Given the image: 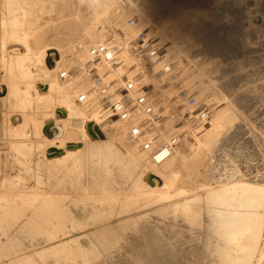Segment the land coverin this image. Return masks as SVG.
Here are the masks:
<instances>
[{"label": "rangeland", "instance_id": "rangeland-1", "mask_svg": "<svg viewBox=\"0 0 264 264\" xmlns=\"http://www.w3.org/2000/svg\"><path fill=\"white\" fill-rule=\"evenodd\" d=\"M147 1L155 5L154 13L148 16L151 25L130 9L127 0H115L113 5L122 13L123 22H114L112 27L106 22L98 24L103 35L93 44L101 39L122 46L126 67L135 65L133 54L125 48L126 40L122 38L128 29L127 22L134 20L137 25L141 23L140 27L146 25L142 29L164 57L178 50L188 59L178 64L177 57L168 56L166 62L173 63L177 79L164 84L151 77L145 85L157 100V111L164 116H176L173 120L167 118L164 124L167 130L180 133L178 148L182 147L176 151L184 149V143L191 146L192 152L184 158L183 167L171 166L169 172L178 173L177 179L181 175L190 180L187 174L194 165L199 178L195 182L200 180L203 185L214 179L222 183L247 180L264 185V0ZM50 3L51 0H0V55L12 49V45H2L10 29L9 20L24 18L23 29L31 35L61 29L59 26L66 18H53L47 13ZM21 11L28 12L26 17L20 16ZM93 44H88L86 49L98 45ZM84 56L79 64L71 67L74 71L80 68ZM69 73L67 71V83L83 80L80 75L74 78ZM7 80L5 70L0 68V83ZM60 80L65 81L61 77ZM202 87L212 94L208 98L205 95L206 100L198 96L197 91ZM190 97L197 101L195 106L189 104ZM74 98L80 105L77 97ZM220 99L226 104L222 107L230 109L236 119L225 125L229 128L217 133L216 140H210L201 134L212 118L215 102ZM203 109L209 113L208 120L200 123L189 117ZM50 110L39 117L34 104L19 110L0 102V264H16L26 256L32 257L31 264H218L214 255L217 239L209 219L204 216L199 225H190L181 216L180 204L197 192L198 183L190 187L176 181L168 194L145 201L135 192L130 178L133 171L130 157L116 145L106 149L91 144L62 169L53 171L47 164L48 144L43 133ZM116 124L120 125L117 121ZM75 136L69 139L85 147L88 141ZM133 148L134 153H141ZM169 156L160 160V164ZM157 160L153 161L158 163ZM10 171L18 176L12 182L8 177ZM24 186L30 188L27 195L15 194V189ZM183 190L190 192L183 195ZM177 194V197H169ZM52 204L56 206L53 211H57L54 215ZM258 211L264 213L262 208ZM114 225H121L117 238L105 234V230ZM63 231L77 240L66 245L73 248L71 253L62 258L42 253L59 241L53 240L52 234L59 235Z\"/></svg>", "mask_w": 264, "mask_h": 264}, {"label": "bare ground", "instance_id": "bare-ground-1", "mask_svg": "<svg viewBox=\"0 0 264 264\" xmlns=\"http://www.w3.org/2000/svg\"><path fill=\"white\" fill-rule=\"evenodd\" d=\"M114 1L51 0L47 13L53 18H66L63 24L59 26L61 29L55 30L54 28L51 33L34 32L32 35L27 34L21 23L24 18L9 20L10 29L5 35L3 39L5 42L2 45L8 44L7 47L12 45V49L0 55V68L5 70V74L8 76V80L5 83H0V102L8 103L11 108H18L19 110H24L34 104L39 111V117L45 115L47 113L45 111L51 108L50 119L43 124V133L46 144H48L45 151L47 164L53 171L62 169L67 162L74 160L81 150L88 148L91 144H96L106 149L116 145L124 149L130 157L133 168L130 178L134 181L135 192L141 194L145 201H154L162 194H168L167 191L170 190V186L176 181L187 183L189 186L190 184L194 183L195 185L198 183L196 186L197 192L180 204L182 208L181 216L190 225H199L201 218L204 216L209 219L208 222L213 227V234L217 239L214 254L217 263L264 264V213L258 211L259 208H262L264 212V185H258L255 181L247 180H230L222 183L215 179L203 185L199 183L200 180L195 182L199 178L197 168L194 165L189 167V174H187V177L191 176L190 180L183 178L181 175L177 179L176 175L178 173L175 171L171 173L168 169L171 166H176L175 168L183 167L184 158H187L192 152L190 145L184 143L185 148L179 152L176 151L179 147L177 146L175 150L170 152L169 155L171 157L168 155L170 158L168 157L167 161L161 164V161L155 163L153 159H150L151 156L148 152L139 150L137 145L126 136L125 127L117 125L114 119L105 114L100 104L87 102L81 106V104L77 105L75 103L74 97H77L79 92L87 89L86 83L82 84L80 79H77V81L79 80L78 82L73 83L60 80V70L65 69L71 72L70 70H73L71 67L80 63L81 56H84V53L87 56V45L93 44L97 37L102 39V30L98 24L106 22V24L110 23L112 27V23L123 19L120 18L122 13L117 12L118 10L115 9ZM127 1L130 9L139 13L142 16L141 19L151 25L152 20L148 16L154 13L155 5L147 0ZM26 13L28 12L21 11L20 16L26 17ZM142 27H146V25L143 24ZM29 30L31 31L32 29L29 28ZM130 33V31L126 30L122 34L128 39L131 38ZM101 39L99 43L95 44L105 43ZM120 42H122L121 38ZM167 48L169 47L167 46ZM179 52L178 50L174 52L171 59L177 57L179 60V62L177 61L178 64H181L188 59ZM172 55L168 52L165 58ZM189 64L192 63L189 62ZM179 68L181 70V66ZM201 80L212 82L209 78H201ZM205 87L199 89L197 91L199 95H197L206 100L212 94H209L207 92L208 89L205 90ZM205 95L207 98L204 97ZM209 102H211L210 99ZM223 102L221 99L219 102H215L212 118L208 122L207 127L203 128L202 134L200 133L202 137L210 140L215 139L217 133L224 128H229V126L225 127L226 124L229 125L235 121L236 115L230 109L222 107L226 105ZM73 134H76L75 137H83L85 141H88L85 143V147L81 148L75 141L69 139ZM134 146L136 151L141 153H134ZM177 171L179 172V170ZM16 176L10 171L8 177L12 182V179ZM189 186L187 187L189 188ZM28 189L30 188H25V186L19 190L15 189V194L27 195L29 193ZM188 192L190 191L183 190L182 194L186 195ZM178 195L169 197H177ZM23 201L25 204L30 205L28 200L23 199ZM51 206V213L54 215L57 212L53 211L56 206L54 204ZM177 206L178 204L174 205L175 208ZM120 226H109L105 230V234L109 237L117 238ZM81 228H83L82 225ZM52 238L53 240L59 239V241H55L52 246L42 251V253L47 252L54 257L61 258L67 257L73 250L72 247L67 248L66 245L77 241L65 231L59 235L53 233ZM76 246L78 247L79 245L76 244ZM31 263V256L23 257L16 262V264Z\"/></svg>", "mask_w": 264, "mask_h": 264}, {"label": "built area", "instance_id": "built-area-1", "mask_svg": "<svg viewBox=\"0 0 264 264\" xmlns=\"http://www.w3.org/2000/svg\"><path fill=\"white\" fill-rule=\"evenodd\" d=\"M126 27L131 38L123 35L125 48L133 54L135 65L126 67L124 48L106 42L91 47L81 67L69 74L75 78L81 74L82 84H87V89L78 93L77 103L100 104L107 116L126 128L127 136L139 150L148 152L153 160L162 161L177 148L181 137L180 133L164 127L167 118L173 120L176 116H164L157 111V100L145 85L151 77L167 84L177 79V73L137 22L129 20ZM131 67H134L132 71ZM123 69L129 72L123 74L120 71ZM114 73L118 76H113ZM60 77L67 80L68 74L62 72ZM188 100L191 106L195 105L193 98ZM208 116V111L203 109L189 117L201 123L208 120ZM162 136L166 137L162 140Z\"/></svg>", "mask_w": 264, "mask_h": 264}]
</instances>
